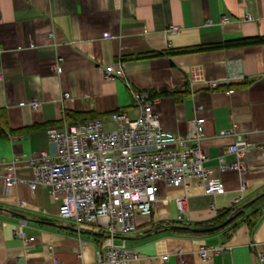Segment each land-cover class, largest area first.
<instances>
[{"label":"crops","instance_id":"crops-1","mask_svg":"<svg viewBox=\"0 0 264 264\" xmlns=\"http://www.w3.org/2000/svg\"><path fill=\"white\" fill-rule=\"evenodd\" d=\"M172 26L176 31L166 32ZM248 38L258 40L175 52ZM234 62L241 77L210 88ZM117 63L123 75L105 79L104 66ZM130 90L148 92L160 126L175 134H185L196 115L204 118L199 146L224 193L203 194L194 179L177 187L160 183L151 214L138 218L133 233L114 238L140 254L128 264H264V197L247 206L264 193V0H0V161L49 150V126L105 121L114 110L134 117ZM231 145L242 149L241 174L217 170L219 158L235 159L226 152ZM15 174V184H0V264L93 262L102 230L59 221L46 189L29 190V167ZM176 196L185 198L182 220ZM233 205L246 206V213L260 209L252 228L242 221L229 236H189L170 227ZM201 246L221 250L203 261Z\"/></svg>","mask_w":264,"mask_h":264},{"label":"built area","instance_id":"built-area-1","mask_svg":"<svg viewBox=\"0 0 264 264\" xmlns=\"http://www.w3.org/2000/svg\"><path fill=\"white\" fill-rule=\"evenodd\" d=\"M227 21L228 17L222 16L219 23ZM174 31L176 27L173 26L166 29V32ZM227 67L226 77L208 82L210 88L241 77L237 63H228ZM122 75L120 63L103 68L105 79ZM130 94L134 117L123 111H113L105 121L92 118L74 125L49 126L44 131L51 147L49 150L30 154L15 152L9 160L0 161V184L4 188L19 180L15 174L19 166H28L29 190L46 189L56 204L59 221H69L76 228L95 224L102 230L103 237L95 250L94 261H79L78 264H128L140 258V254L123 242L115 244L114 238L133 233L138 218L151 214L159 198L160 183L177 187L187 179H194L203 194L224 193L222 181L207 166V154L199 146L204 118L196 115L185 134H175L160 126L153 110V98L148 92L130 90ZM37 104L30 102L33 108ZM199 109L197 106L196 111ZM235 128L232 124L231 131ZM245 147H255V144L247 143ZM241 150L235 145L229 146L226 152L234 153L235 159L225 162L219 158L217 170L241 174L244 170ZM174 205L176 219L182 220L184 196H176ZM31 240L32 237H28L22 241L28 243ZM220 250V246H201L197 253L206 261ZM175 256L181 260V253L177 252ZM166 258V255L161 256L162 260Z\"/></svg>","mask_w":264,"mask_h":264},{"label":"trees","instance_id":"trees-1","mask_svg":"<svg viewBox=\"0 0 264 264\" xmlns=\"http://www.w3.org/2000/svg\"><path fill=\"white\" fill-rule=\"evenodd\" d=\"M258 39L248 38V39H239L233 41H223L221 43L215 44H205V45H198L192 48H186L175 52H195L201 50H209V49H216L221 47H226L232 45L234 43H252L257 41ZM146 55H152V53L139 55L137 57H142ZM183 92V91H182ZM177 93V94H181ZM176 94V92L174 93ZM176 94V95H177ZM173 95V94H172ZM176 101H179L178 97H174ZM119 111V110H114ZM80 114H76L79 116ZM264 197V193L257 197L255 200L251 201L248 205L254 204L256 201L261 200ZM246 206H230L219 211H216L215 215L207 220L189 223H182V222H175L171 224V229L173 232L182 234V235H189V236H202V235H209L215 232H222L225 236H229V234L234 230V228L240 222H247L250 228L254 225L256 218L260 214V209L253 208L250 212L246 213L245 210ZM227 218L228 221L224 225H220L223 223Z\"/></svg>","mask_w":264,"mask_h":264},{"label":"water","instance_id":"water-1","mask_svg":"<svg viewBox=\"0 0 264 264\" xmlns=\"http://www.w3.org/2000/svg\"><path fill=\"white\" fill-rule=\"evenodd\" d=\"M229 218H227L223 223H221L220 225H224L227 221H228Z\"/></svg>","mask_w":264,"mask_h":264},{"label":"rangeland","instance_id":"rangeland-1","mask_svg":"<svg viewBox=\"0 0 264 264\" xmlns=\"http://www.w3.org/2000/svg\"><path fill=\"white\" fill-rule=\"evenodd\" d=\"M116 242H117V241H116V240H114V243H115V244H116Z\"/></svg>","mask_w":264,"mask_h":264}]
</instances>
